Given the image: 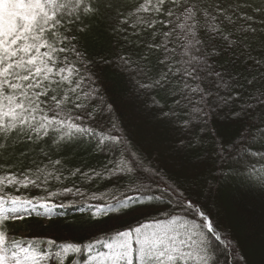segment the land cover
<instances>
[{"label":"snow or ice","instance_id":"1","mask_svg":"<svg viewBox=\"0 0 264 264\" xmlns=\"http://www.w3.org/2000/svg\"><path fill=\"white\" fill-rule=\"evenodd\" d=\"M235 177L264 190V0H0V264H248Z\"/></svg>","mask_w":264,"mask_h":264},{"label":"trees","instance_id":"2","mask_svg":"<svg viewBox=\"0 0 264 264\" xmlns=\"http://www.w3.org/2000/svg\"><path fill=\"white\" fill-rule=\"evenodd\" d=\"M100 59L99 56L96 57ZM104 79L108 82L109 90L112 95H122V89L115 74L106 69ZM124 114L134 111L132 104L123 106ZM137 124V120H133ZM143 124L139 123L138 128L143 129ZM221 134L231 139L236 135L238 129L232 126L220 128ZM162 134V130H160ZM88 163H92L88 157H83ZM79 162V161H76ZM210 178V176H209ZM104 185H101L103 188ZM212 210L216 214V219L221 226L228 230L230 238L236 245L237 256H244L248 264H264V190L253 184L242 183L239 177L222 181L219 191L216 193L212 203ZM67 221L73 222V219L79 217L80 213L76 209H68ZM114 228L124 229L129 221L121 220L110 222ZM34 233L24 224L18 228V235L30 236ZM41 235L51 236L58 242H80L87 243L88 238L82 232L77 230H66L63 227L55 232L45 231ZM100 235H103L102 233ZM221 264H224V257L221 256ZM231 264V257H228Z\"/></svg>","mask_w":264,"mask_h":264}]
</instances>
